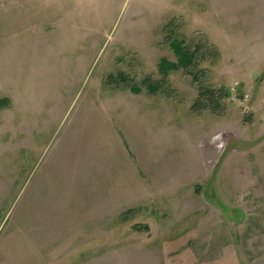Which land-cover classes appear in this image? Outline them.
<instances>
[{
	"label": "rangeland",
	"instance_id": "374dc122",
	"mask_svg": "<svg viewBox=\"0 0 264 264\" xmlns=\"http://www.w3.org/2000/svg\"><path fill=\"white\" fill-rule=\"evenodd\" d=\"M0 100V264H264V0H0Z\"/></svg>",
	"mask_w": 264,
	"mask_h": 264
},
{
	"label": "trees",
	"instance_id": "16d2710c",
	"mask_svg": "<svg viewBox=\"0 0 264 264\" xmlns=\"http://www.w3.org/2000/svg\"><path fill=\"white\" fill-rule=\"evenodd\" d=\"M169 45L174 51L177 60L176 62H169L168 60H165V59H162L160 61L158 65V69L163 75H166L171 70H176L179 68L188 69L189 67H192L194 65V62L197 60L196 51H198V47H195L193 50H191L190 47H188L185 44L184 39H179L177 37L172 38ZM210 51H213L215 53V50H210ZM212 55H215V54H212ZM201 57H203V54ZM111 77L112 76H109V78ZM118 77L122 81L124 80L125 82L126 80L125 76H122V74H119ZM120 79H117V81H120ZM124 86L128 87L131 91H134V92L140 91V89L134 84L129 85V82H125ZM147 88L151 91H155L157 89V86L148 82ZM219 90L222 91V89H219ZM206 92L210 93L211 91L207 90ZM2 102L3 100H0V105H2ZM201 106H205V105L202 104Z\"/></svg>",
	"mask_w": 264,
	"mask_h": 264
}]
</instances>
